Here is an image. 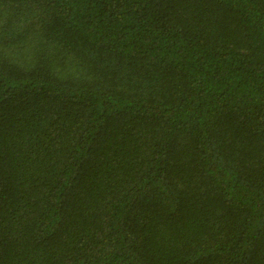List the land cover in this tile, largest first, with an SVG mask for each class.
<instances>
[{
	"label": "trees",
	"instance_id": "16d2710c",
	"mask_svg": "<svg viewBox=\"0 0 264 264\" xmlns=\"http://www.w3.org/2000/svg\"><path fill=\"white\" fill-rule=\"evenodd\" d=\"M0 264H264V0H0Z\"/></svg>",
	"mask_w": 264,
	"mask_h": 264
}]
</instances>
